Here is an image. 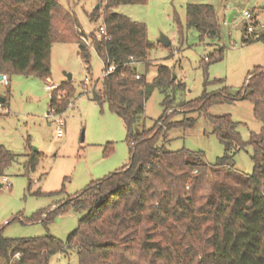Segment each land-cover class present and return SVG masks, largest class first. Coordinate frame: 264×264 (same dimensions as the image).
<instances>
[{
  "label": "trees",
  "instance_id": "1",
  "mask_svg": "<svg viewBox=\"0 0 264 264\" xmlns=\"http://www.w3.org/2000/svg\"><path fill=\"white\" fill-rule=\"evenodd\" d=\"M145 2L104 0L103 10L94 9L90 17L102 15L107 37L94 30L87 35V46L80 39L84 33L75 14L57 0H0V74L48 79L54 41L75 42L86 64L93 48L103 70L111 65L114 69L100 79L91 99L107 103L122 119L130 148L128 163L92 180L41 218L47 222L68 206L83 211L65 240L50 234L11 239L0 230V264H47L51 255L71 246L77 249L78 264H264V64L248 74L244 90L236 95L224 89L204 90L199 97L177 104L182 112L202 113L217 103L249 100L253 116L262 123L258 133L251 132L243 141L230 114L209 115L212 133L224 149L214 163L198 151L167 148L159 143L162 127L191 128L196 119L170 120L174 114L166 113L173 106L166 97L161 127H136L148 94L173 84L165 65L151 82L137 73L135 62L145 60L152 42L144 23L114 10ZM185 16L186 26L194 27L201 37H219L212 5L188 3ZM176 23L182 38L183 27L178 19ZM250 39L247 35L243 40ZM258 39L264 43V27ZM220 52L208 61L220 59ZM58 91L65 94L58 96ZM73 93L70 80L61 82L49 95V112L65 111ZM246 145L252 147L250 173L234 166V154ZM27 156L26 166L33 169L41 153L35 150ZM15 158L0 144V174Z\"/></svg>",
  "mask_w": 264,
  "mask_h": 264
},
{
  "label": "rangeland",
  "instance_id": "2",
  "mask_svg": "<svg viewBox=\"0 0 264 264\" xmlns=\"http://www.w3.org/2000/svg\"><path fill=\"white\" fill-rule=\"evenodd\" d=\"M57 1L75 14L86 45L90 46L87 35L102 25V15L91 19L90 14L94 9L101 12L104 0H98V8H95L97 0ZM188 3L213 6L220 25L219 37H201L194 27L186 26ZM114 10L144 23L147 38L152 42L145 60L135 62L137 73L144 74L146 81L151 82L159 67L165 65L173 81L163 91L154 88L148 94L137 128L161 127L163 101L168 97L173 107L166 114H174L170 120L194 117L196 121L191 128L165 130L163 126L159 143L172 150L186 148L201 152L210 164L223 155L224 149L212 133L209 115L230 114L238 122L237 130L243 141L249 139L251 132L260 131L262 123L253 116V104L249 100L217 103L202 113L182 112L177 104L199 97L204 90L211 93L224 89L230 95L244 90L248 74L264 64V43L258 39L264 27V0H146L143 4L118 5ZM244 10L252 13V24H259L251 34L246 33ZM177 19L183 27L182 38ZM161 34L169 39L168 46L158 41ZM247 35L251 39L244 42ZM218 52L220 59L208 61ZM89 53L86 64L75 42L52 43L48 79L59 85L68 80L66 73H70L74 87L61 115L64 121L61 137L56 136L59 115L50 112L47 115L50 94L45 89L47 79L9 73L6 82L0 80V98L4 99L0 102V144L16 154L0 174V230L6 238L50 234L65 240L84 212L68 206L66 211L43 222L45 213L78 194L92 180L129 162L130 148L122 119L109 110L107 103L98 104L91 99V92L100 87L104 66L93 48H89ZM86 75L90 82L82 90L81 82ZM35 150L41 153V158L29 169L27 155ZM251 154L250 145L238 150L234 154V166L250 173ZM47 264H78L76 247L51 255Z\"/></svg>",
  "mask_w": 264,
  "mask_h": 264
},
{
  "label": "built area",
  "instance_id": "3",
  "mask_svg": "<svg viewBox=\"0 0 264 264\" xmlns=\"http://www.w3.org/2000/svg\"><path fill=\"white\" fill-rule=\"evenodd\" d=\"M243 17L247 21L246 22V33L247 34H251L254 31V28L257 27L259 24H257V23L252 24V22L254 21L253 15L248 10H244L243 11ZM261 27H263V26L261 25ZM98 34L106 36L105 29L101 25L98 28ZM80 39L86 42V38L84 36L80 35ZM113 69H114V66L111 65V66L108 67L107 70H103V72H102L103 76L106 75L108 72L112 71ZM136 77L138 78V75H136ZM7 79L8 78H7V76L5 74L1 75V79H0L1 81L6 82ZM89 82H90V77L88 75H86L84 80L81 82L82 90L86 89V85L89 84ZM57 88H58V85H55L49 79H47V83L45 85V89L47 91H50V93H51L53 90H56ZM60 95H62V93H61V91H58V96H60ZM50 113L53 114V115H59V118L56 120V124H57V126H56V136L57 137H61L62 136V132H63L62 131V125L64 124V121L61 118L62 113L61 114H54L52 112H50ZM3 180L7 181V177L3 176Z\"/></svg>",
  "mask_w": 264,
  "mask_h": 264
},
{
  "label": "water",
  "instance_id": "4",
  "mask_svg": "<svg viewBox=\"0 0 264 264\" xmlns=\"http://www.w3.org/2000/svg\"><path fill=\"white\" fill-rule=\"evenodd\" d=\"M98 7H99V1L97 0V4H96L95 8H98ZM231 17H232V14L229 16V19H231ZM158 41L161 42L165 46H168L169 42H170L169 39L163 34L160 35V37L158 38ZM66 77H67L68 80H70L71 79V74L70 73H66ZM0 79H1V74H0ZM3 101H4V99L0 98V102H3Z\"/></svg>",
  "mask_w": 264,
  "mask_h": 264
},
{
  "label": "crops",
  "instance_id": "5",
  "mask_svg": "<svg viewBox=\"0 0 264 264\" xmlns=\"http://www.w3.org/2000/svg\"><path fill=\"white\" fill-rule=\"evenodd\" d=\"M49 114V111H47V115Z\"/></svg>",
  "mask_w": 264,
  "mask_h": 264
}]
</instances>
